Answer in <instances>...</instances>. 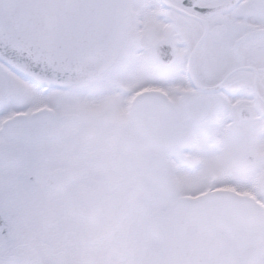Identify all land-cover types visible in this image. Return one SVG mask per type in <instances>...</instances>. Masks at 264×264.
Returning <instances> with one entry per match:
<instances>
[{"label":"snow or ice","instance_id":"obj_1","mask_svg":"<svg viewBox=\"0 0 264 264\" xmlns=\"http://www.w3.org/2000/svg\"><path fill=\"white\" fill-rule=\"evenodd\" d=\"M0 264H264V0H0Z\"/></svg>","mask_w":264,"mask_h":264}]
</instances>
